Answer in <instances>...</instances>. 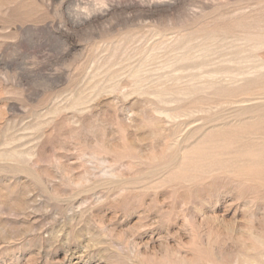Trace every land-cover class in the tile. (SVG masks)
<instances>
[{
  "label": "rangeland",
  "instance_id": "obj_1",
  "mask_svg": "<svg viewBox=\"0 0 264 264\" xmlns=\"http://www.w3.org/2000/svg\"><path fill=\"white\" fill-rule=\"evenodd\" d=\"M0 264H264V0H0Z\"/></svg>",
  "mask_w": 264,
  "mask_h": 264
}]
</instances>
